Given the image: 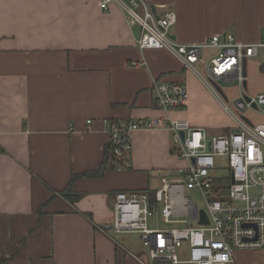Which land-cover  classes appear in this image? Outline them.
<instances>
[{
	"label": "crops",
	"instance_id": "0c3cea01",
	"mask_svg": "<svg viewBox=\"0 0 264 264\" xmlns=\"http://www.w3.org/2000/svg\"><path fill=\"white\" fill-rule=\"evenodd\" d=\"M99 1L0 0V264H142L140 234L109 227L114 194L144 191L152 200L162 176L188 165L173 150L171 119L209 138L235 129L212 90L165 48L140 49L139 27ZM145 1L156 15L174 10L170 36L180 44L225 33L253 44L262 36L264 0ZM160 81L185 84L184 106H158L152 87ZM246 83L232 99L216 84L218 95L233 103L249 94ZM157 118L160 126L132 132L130 167L112 168L109 122ZM185 190L173 192L175 221L156 211L165 227L156 219L149 228L197 224ZM234 261L264 264V249L238 250Z\"/></svg>",
	"mask_w": 264,
	"mask_h": 264
},
{
	"label": "built area",
	"instance_id": "2783aa9c",
	"mask_svg": "<svg viewBox=\"0 0 264 264\" xmlns=\"http://www.w3.org/2000/svg\"><path fill=\"white\" fill-rule=\"evenodd\" d=\"M98 6L102 10L117 7L128 24L139 27L136 44L140 49L168 50L187 72L214 92L222 109L235 123L234 130L209 138L203 129L191 127L186 120L171 119L173 150L188 165L174 173L173 178L162 176L152 200L144 191L116 192L113 231L140 234L147 258L146 261L137 258L142 264L155 261L158 264H235L236 251L264 249V120L253 123L238 115L247 108H261L264 115V92L255 95L244 92L233 101L232 109L213 85L246 82L243 60L247 62L258 52H264V25L260 41L253 44L239 42L230 33L214 34L200 43L180 44L170 36V27L176 21L172 9L166 8L156 15L145 0H100ZM204 52L212 53L205 55ZM152 89L158 106L166 110L179 109L188 99L187 87L182 82H154ZM161 123L159 118L110 121L111 167L128 169L132 132L156 128ZM180 131H184L183 138ZM218 158L225 160L222 168L227 169V174H215ZM224 182L228 184L222 199L216 196L215 190L219 191ZM176 187L201 193L208 223L192 225L188 221L182 227L149 228L148 219L156 211L164 223L175 221L172 197ZM185 199L191 209L198 208L191 197Z\"/></svg>",
	"mask_w": 264,
	"mask_h": 264
},
{
	"label": "rangeland",
	"instance_id": "374dc122",
	"mask_svg": "<svg viewBox=\"0 0 264 264\" xmlns=\"http://www.w3.org/2000/svg\"><path fill=\"white\" fill-rule=\"evenodd\" d=\"M263 62H264L263 56H259V58L256 59V61L254 59H250L247 62L248 76H247V81H246L247 83H246L245 90L251 95L264 92V72H263V67L261 65ZM217 85L220 88L227 91L228 93L227 96L230 99L236 98L238 94H240L241 87H243L242 85L239 86L238 83L236 82H227V83L219 82L217 83ZM227 104L230 108L233 109L232 102H229ZM238 115L241 116L242 118H248L251 122H258L264 119L261 108H258L256 110L247 108L245 110L239 111ZM212 133H214V131H212ZM225 164L226 163L223 158H218L217 165H216L217 169L215 171V174H218V175L227 174V169L225 167L222 168V166H224ZM184 196H191L193 203L197 204L199 208L205 207L203 197L198 190L196 189L185 190ZM157 217L159 216L157 215ZM157 217L155 216V217H151V219L149 218L148 223L150 226L151 224H154ZM157 220L160 221L158 222L157 226L165 227V225L163 224L160 218Z\"/></svg>",
	"mask_w": 264,
	"mask_h": 264
},
{
	"label": "water",
	"instance_id": "95a60500",
	"mask_svg": "<svg viewBox=\"0 0 264 264\" xmlns=\"http://www.w3.org/2000/svg\"><path fill=\"white\" fill-rule=\"evenodd\" d=\"M152 11H154V10L152 9ZM243 67L245 68V60H243ZM213 85H214L215 89L218 92L222 93V91L218 88V86L216 84H213ZM244 98L248 99V97H246V96H244ZM180 136H181V138L184 137V131H180ZM192 161H194V160L192 159ZM231 181H233L232 177H231ZM191 219L192 220L196 219L197 224H207L208 223L207 214H206L205 210L202 209V208H200V209H196V208L192 209L191 210ZM109 227H111V226H109Z\"/></svg>",
	"mask_w": 264,
	"mask_h": 264
},
{
	"label": "trees",
	"instance_id": "16d2710c",
	"mask_svg": "<svg viewBox=\"0 0 264 264\" xmlns=\"http://www.w3.org/2000/svg\"><path fill=\"white\" fill-rule=\"evenodd\" d=\"M3 150L0 148V153H2ZM227 182L222 183V187L219 189V191L215 190L216 196L219 198L224 199L226 188H227Z\"/></svg>",
	"mask_w": 264,
	"mask_h": 264
}]
</instances>
